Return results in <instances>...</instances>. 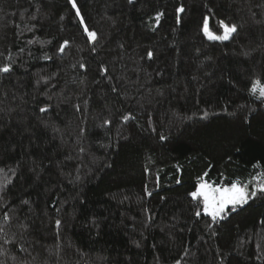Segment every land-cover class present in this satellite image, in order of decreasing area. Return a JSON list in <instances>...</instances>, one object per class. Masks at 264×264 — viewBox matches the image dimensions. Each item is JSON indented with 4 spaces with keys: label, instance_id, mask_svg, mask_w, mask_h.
Masks as SVG:
<instances>
[{
    "label": "trees",
    "instance_id": "obj_1",
    "mask_svg": "<svg viewBox=\"0 0 264 264\" xmlns=\"http://www.w3.org/2000/svg\"><path fill=\"white\" fill-rule=\"evenodd\" d=\"M76 3L95 45L67 0H0V260L264 264V196L212 223L188 195L264 173V0Z\"/></svg>",
    "mask_w": 264,
    "mask_h": 264
},
{
    "label": "snow or ice",
    "instance_id": "obj_2",
    "mask_svg": "<svg viewBox=\"0 0 264 264\" xmlns=\"http://www.w3.org/2000/svg\"><path fill=\"white\" fill-rule=\"evenodd\" d=\"M68 4L71 5V8L75 12V16L78 18L80 25L83 27V32L85 33L87 40L95 45L98 42V33L90 29L85 22L84 16L82 15L80 8L77 6L76 0H67ZM128 3H133V0H128ZM177 13H182L184 11L183 6L177 8ZM163 15L161 12H157L155 19L157 23H159L160 17ZM35 17H33L34 19ZM180 22L179 15H177V23ZM257 24L264 23V21L257 20L255 21ZM220 28L223 29L222 34H216L213 32L209 26V17H203V23L201 31L203 35L210 41H225L232 38L233 34L238 33L239 26L237 24H228L223 20L219 21ZM32 41H29L31 43ZM69 41L65 40L59 46V51L63 53L65 48L68 46ZM254 50V49H253ZM91 51H96L93 46ZM245 55H249V52H245ZM148 57L151 58L153 53L151 51L148 52ZM10 59V56H9ZM45 59H50V57H45ZM80 67H85L84 64H81ZM11 71V64H4L0 66V73H9ZM101 71L103 73H107L108 69L104 66H101ZM39 83V81H38ZM115 90V89H114ZM250 91L255 95L259 94V98H264V85L261 84V81L256 80L252 83V87ZM77 111H80V105H75ZM41 113H46L48 111V107H42L39 109ZM207 115V113H205ZM124 121H129L133 119L131 113L122 116ZM104 124H111L110 120H105ZM84 129H81L83 132ZM161 140L167 139L165 136L160 137ZM83 151V149H81ZM12 176H16V171L14 169H9ZM0 174H4L7 177V173L4 168H0ZM207 173L198 178L197 183L195 185V190L191 191L188 195L192 198L193 201L198 202L202 205L203 214L211 218L212 223H217L219 220L226 219V213L228 211H236L238 207H242L243 205L248 204V202L259 195L264 196V173L258 174L256 177H253L251 181L241 183L239 180L231 181L228 184L224 183H216L215 181H208L206 179ZM11 183V178H6L0 180V193H3L4 188ZM179 183V181H177ZM147 191V189H145ZM151 195V193H148ZM0 199H2V195H0ZM24 204H27L28 201H23ZM59 211V209H57ZM197 217L201 216V211L197 210L195 212ZM11 215L9 212L5 211L3 213L2 222L3 224H8L11 222ZM264 223V221H261ZM57 228L61 225V221L57 219L55 221ZM211 227V224L208 225ZM22 228H25V225H21ZM0 234L5 233V229L3 226H0ZM11 241L5 239L4 243H10ZM20 251H25L23 246L20 247ZM5 253V249L3 245H0V255ZM223 262V257L221 258V264ZM0 264H4V261L0 260ZM22 264H27V262H22ZM176 264H181L179 260L176 261Z\"/></svg>",
    "mask_w": 264,
    "mask_h": 264
}]
</instances>
